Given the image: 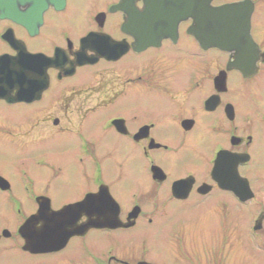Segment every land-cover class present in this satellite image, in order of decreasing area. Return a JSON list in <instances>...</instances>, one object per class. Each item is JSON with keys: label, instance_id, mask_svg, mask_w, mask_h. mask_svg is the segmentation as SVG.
<instances>
[{"label": "flooded vegetation", "instance_id": "1", "mask_svg": "<svg viewBox=\"0 0 264 264\" xmlns=\"http://www.w3.org/2000/svg\"><path fill=\"white\" fill-rule=\"evenodd\" d=\"M120 1L46 50L33 46L70 0L34 28L0 13V264H161L134 232L168 220L169 207L220 221L218 235L212 222L177 218L168 235L185 259L228 264L239 250L237 264H264V102L252 87L264 90V0H207L194 35L182 11ZM227 4L239 5L218 11ZM38 55L52 58L45 78ZM172 57L194 64L183 83ZM54 225L72 234L49 242L61 237ZM192 227L209 240L198 244Z\"/></svg>", "mask_w": 264, "mask_h": 264}, {"label": "rangeland", "instance_id": "2", "mask_svg": "<svg viewBox=\"0 0 264 264\" xmlns=\"http://www.w3.org/2000/svg\"><path fill=\"white\" fill-rule=\"evenodd\" d=\"M104 1L109 0H70L67 8V12L59 15V18L55 21H50L45 28L42 30V37L40 41L33 46V49L40 48L43 50H46L48 47L50 41L59 43L60 37L59 32L62 30L67 29H73L74 31H79V29L82 28L84 25H88L89 22L87 20V15L89 16L92 12L101 9L105 3ZM184 43V42H183ZM60 44V43H59ZM185 44V43H184ZM170 56V55H169ZM168 65L171 68V71L176 73L178 77H180V83L184 82L185 73L189 72L194 68V64H189L186 60L182 59H176L171 58L169 60ZM260 80H257L254 82V85L252 86L257 94H261L263 100L264 90L262 89V86L260 85ZM114 111V109L111 108L109 112ZM27 114V112H25ZM109 114V113H108ZM107 139V142L111 143L112 138L110 134L104 135ZM2 151V150H0ZM10 147L7 142L5 143V170L10 169L9 162L14 159L12 158L9 160L10 156ZM26 152V150H25ZM127 168H133V169H139L141 166L139 163L135 166L134 164H130L126 166ZM61 183H64L61 182ZM53 193V192H52ZM169 212L171 213V216L168 220L165 222L158 221L157 227H148L146 225H141L135 232L136 239L139 240L141 238L147 240L148 242V253L146 255V259L148 260H155L161 264H194L196 261V253L195 254H188V259L184 258V255H182V251L180 249V245L178 241L172 240V237H170L168 234L173 230V228L180 229L179 224H177V218L178 217H187L190 219V221L197 222V219L202 221L203 226L211 224L212 222L213 227H217V234L220 233V225H219V219L218 216L215 213L206 212L203 209L198 210H191L190 212L186 211H180V208L178 207H169ZM207 222V223H204ZM204 230L202 227H192L190 229L189 236L191 235L192 238L198 237V244H202L201 242H205L209 240V237H205V234H202L201 231ZM98 240V239H96ZM103 241L97 244V246L103 245ZM90 243L93 245V239L90 240ZM115 249L122 254L123 256L127 255L126 250H124V245L122 242H120L117 246H115ZM190 251V250H189ZM197 254L201 253V249H197ZM73 252V248H69L66 250L62 255L54 257L55 261H62L63 258ZM191 252V251H190ZM192 253V252H191ZM244 255V253L242 254ZM241 257L240 251L236 250L231 253V255L226 256V261L228 263V260L230 259L228 264H237V259ZM92 258V256H91ZM150 258V259H149ZM184 258V259H183ZM92 261H86L85 264H91Z\"/></svg>", "mask_w": 264, "mask_h": 264}, {"label": "water", "instance_id": "3", "mask_svg": "<svg viewBox=\"0 0 264 264\" xmlns=\"http://www.w3.org/2000/svg\"><path fill=\"white\" fill-rule=\"evenodd\" d=\"M131 0H121L116 8L123 10L126 5ZM150 1V3H149ZM209 1V0H208ZM207 0H143L144 6L146 10L150 11H156V8L162 9L163 11H169L170 13H178V11H182V17L185 15V18H191L192 19V26L189 29V32L194 35L196 34V30L194 29V25L196 23L197 14L195 10L197 8L200 9H206L208 8V2ZM55 7V9L60 10L63 8L64 0H0V13L2 11H5V17L12 18L17 23L22 24L26 26L27 28H34L35 26L39 25L42 18V13L45 11L49 6ZM239 4H227L222 7L218 8V11H231L233 8L237 7ZM202 13V20L201 22H204L205 16L207 14L206 11H201ZM205 31V30H203ZM226 32L225 29H218V39L219 41L223 38L221 37V34ZM38 62L41 60V66H42V77H46V67L51 65L50 61L52 58H47L44 55H38ZM42 88H45L43 85ZM70 208V207H68ZM67 207L61 209L60 211L54 212L55 214L62 213ZM56 226L60 225H54L51 229L52 232H57L61 237H50V230L49 228L43 229L42 236L50 237L49 242H59L61 240L66 241L67 238L72 234L71 231H69L66 228H63L62 230L56 229ZM64 234V235H63ZM47 246V249L53 248L50 247V245ZM43 245L41 248L46 249ZM137 264H148L146 262H139Z\"/></svg>", "mask_w": 264, "mask_h": 264}]
</instances>
